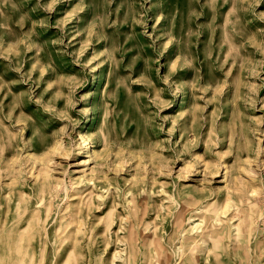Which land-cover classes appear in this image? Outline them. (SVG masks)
<instances>
[{
    "label": "rangeland",
    "instance_id": "1",
    "mask_svg": "<svg viewBox=\"0 0 264 264\" xmlns=\"http://www.w3.org/2000/svg\"><path fill=\"white\" fill-rule=\"evenodd\" d=\"M131 246L264 264V0H0V264Z\"/></svg>",
    "mask_w": 264,
    "mask_h": 264
},
{
    "label": "bare ground",
    "instance_id": "2",
    "mask_svg": "<svg viewBox=\"0 0 264 264\" xmlns=\"http://www.w3.org/2000/svg\"><path fill=\"white\" fill-rule=\"evenodd\" d=\"M95 188V187H94ZM84 190V189H83ZM82 190V191H83ZM87 192V191H86ZM81 193V192H80ZM102 198V197H101ZM100 198V199H101ZM229 198V197H228ZM229 201H231V200H229ZM127 203H129V202H127ZM232 205V204H231ZM235 205V204H234ZM237 206V205H236ZM232 207V206H231ZM200 209V208H199ZM229 209V208H228ZM231 209V208H230ZM232 210H233V208H232ZM236 210V209H235ZM143 211V210H142ZM234 211V210H233ZM242 211V210H241ZM221 212V211H220ZM227 212V211H226ZM237 212V211H236ZM224 213V212H223ZM235 214V213H234ZM242 213H240V215H241ZM219 215V214H218ZM232 215H233V213H232ZM127 216V215H126ZM128 217V216H127ZM233 217V216H232ZM71 218V217H70ZM56 220V219H55ZM82 220V219H81ZM219 221V220H218ZM239 221V220H238ZM129 223V222H128ZM175 223V222H174ZM141 224V223H140ZM198 225V224H197ZM77 226V225H76ZM42 227V226H41ZM237 227V226H236ZM235 227V228H236ZM77 228V227H76ZM124 228V227H123ZM78 230H79V228H78ZM83 232H81V234H82ZM80 234V235H81ZM110 234V233H109ZM146 235V234H145ZM206 237H212V232H208V231H202L201 232V235H199V236H197V240L198 241H200V240H202V239H204V238H206ZM145 240V239H144ZM209 242V241H208ZM50 243V242H49ZM120 243V242H119ZM196 246V245H195ZM197 247V246H196ZM195 247V248H196ZM127 254H126V256H127V261H129L127 264H133V260H136L137 259V257L141 254V251L138 249V248H134L133 246H131V247H129V250H128V248H127ZM192 252V251H191ZM27 254V253H26ZM115 257V256H114ZM33 259H34V257L32 256V258H31V262H30V264H32V262H33ZM123 259V258H122ZM131 260H132V262H131ZM24 258H21V260L19 261V264H24ZM137 262V261H136ZM184 262L186 263V262H191L189 259H186V260H184ZM114 263V262H113ZM135 263V262H134ZM135 264H137V263H135Z\"/></svg>",
    "mask_w": 264,
    "mask_h": 264
}]
</instances>
